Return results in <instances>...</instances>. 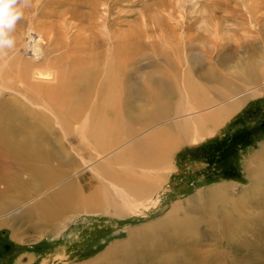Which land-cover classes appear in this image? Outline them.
I'll list each match as a JSON object with an SVG mask.
<instances>
[{
    "label": "bare ground",
    "instance_id": "6f19581e",
    "mask_svg": "<svg viewBox=\"0 0 264 264\" xmlns=\"http://www.w3.org/2000/svg\"><path fill=\"white\" fill-rule=\"evenodd\" d=\"M41 1L26 11L32 17L17 26L15 49H5L6 57L0 60V186L4 185L0 215L7 219L0 227L13 231L37 219L39 227L58 230L75 214L141 215L158 205L154 194L166 183L164 175L175 168L174 151L182 144L197 145L213 137L212 127L231 117L238 102L248 94H262L256 85L245 94L220 92L221 107L214 111L209 107L214 100L200 99L193 84V72L199 69L198 78L227 86L211 69L222 65L225 48L241 47V38L236 32L230 45L223 31H235L241 15H249L252 23L256 0H139L143 10L132 17L143 24V31L136 25L124 30L130 23L124 13L128 0ZM202 7L205 12L200 11ZM147 48L154 53L155 63L170 67V79L175 82L160 93L146 86L126 89L128 61L136 62ZM256 70L241 71V78H253ZM176 98L178 106L167 111ZM62 142H84L90 149L82 151ZM75 159L90 173L88 180L71 176L78 166ZM256 161L260 165L250 171L252 183L241 198L231 197L232 188L225 186L195 194L188 206L173 207L166 221L177 235L183 239L186 233L208 236L210 229L211 236L220 239L222 222L213 217L220 205L223 210L229 208L223 222L234 226L232 232H240L241 204L264 208V154ZM179 211L187 214L183 220L178 218ZM198 219L206 225L204 230ZM163 225L133 231L116 250L128 264L134 261L131 251L145 258H151L148 249L155 254L165 249L186 251L183 242L163 244L170 236L153 230ZM151 232L161 240H148V235H154ZM13 237H17L14 231ZM117 253H107L101 260L108 263Z\"/></svg>",
    "mask_w": 264,
    "mask_h": 264
},
{
    "label": "rangeland",
    "instance_id": "374dc122",
    "mask_svg": "<svg viewBox=\"0 0 264 264\" xmlns=\"http://www.w3.org/2000/svg\"><path fill=\"white\" fill-rule=\"evenodd\" d=\"M138 1L128 0L125 6V8L127 7L126 10L123 9L129 17L127 23L130 22L124 30L130 28L129 25L131 27L136 25L139 30H144L143 24L134 22L132 17L143 10L142 6L138 5ZM256 1H258L257 9L252 12V23L249 22V15L247 17L241 15L233 26L235 31L227 29L223 31L222 35L230 38L231 41L228 40L230 45L233 44L235 39L233 36L236 32L241 38L239 40L240 49L234 46L225 48L221 54L224 60L222 65L214 66L216 70L211 69L217 73L216 78L227 82V86L220 85L216 82L217 80L208 82L198 78L199 69L193 72V84L196 85V94L200 99L214 100L215 103L209 106H213L214 111L221 107V101H218L220 92L229 91L235 95L245 94L247 89L256 85L262 94L256 97L248 94L243 100L244 102H238L239 108L235 111L236 113L232 112L231 117L228 115V119L224 120L223 125L219 124V126L216 125L217 127H212L216 133L213 137L208 138L209 136H207L197 145L182 144L174 151L172 160L175 168L169 175H164L166 183L154 194L155 198L158 199V205L143 210L139 216L117 217L101 213H94L92 216L75 214L66 220L68 221L65 223L66 225H58V230L54 227H39L40 221L35 219L31 223L20 224L15 227L13 231L17 236L16 238L13 237L12 229L3 225L0 227V264H128L126 256L123 257L122 253L118 249L116 250L117 246L126 243L133 231L160 223H165V225L156 226L153 230H162L160 234L164 237L170 236L169 239L166 238L168 240H162L163 244H171V240L183 242L186 251L180 250L169 253L165 252V249L155 254L152 249H148L151 258H145L143 254L137 256L131 251L128 253L134 260L131 264H264V208L259 210L250 202L242 203L240 210L243 214V228L240 232H232L234 226H229L223 222L225 211L229 208L223 210L224 206L220 205L221 208L218 207L213 216L216 221L222 222L220 224L222 226H219L220 239L218 238V240L211 236L210 229L207 230L208 236L194 232L196 234L186 233V238L183 239L177 235L178 232L175 227L167 222L168 218H171L169 215H171L173 207L178 204L181 208L188 206V201L199 192H208L229 186L233 192L231 197L241 198L243 189L250 187L252 183L250 171H257L256 165L259 162L256 159L264 154V0ZM37 3V0H33V5ZM42 3L41 1L38 4L41 5ZM133 4L134 6H132ZM202 8L200 11L205 12L206 8ZM236 9L241 11V8L237 7ZM242 9L243 12L247 13L245 7ZM25 15V20L32 17ZM50 21L46 22L50 24ZM243 29H246L247 32L244 33ZM223 43L225 42L223 41ZM153 54L148 48L147 50L142 49L139 58H137V63L128 61L127 79L125 80L127 90L136 87L138 89L145 88L146 86L151 87L154 93H160L161 90L175 84L172 77L170 79V67L155 63L156 61L151 59ZM250 68L257 69L258 75L256 74L253 78L242 79L241 75L244 72L241 71ZM207 69L208 67H205L206 71H208ZM140 78L142 79L140 80ZM181 80L180 78L182 84L183 80ZM243 81L245 82L243 83ZM200 94L203 95L200 96ZM228 99L229 96L225 97L224 101ZM178 103L179 98H176L167 106V111L170 110L171 106H173L171 109L176 108L175 105L178 106ZM147 105L149 104L147 103ZM146 130L141 131V133ZM62 143L67 147L72 144L82 151L90 149L88 143L84 142ZM51 147L50 144L49 148ZM93 157L95 156L93 155ZM75 160L78 166L71 173V176L77 175L81 177V180H88L90 173L85 170L80 160ZM3 186H0L1 189L4 188ZM243 207L245 208L243 209ZM179 212L178 218L183 220L187 214L182 211ZM5 221H7L5 216L0 215V222ZM198 222L204 230L206 227L204 222L201 220ZM46 229L48 230L45 231ZM151 233L154 235H148V240L152 238V241L156 242L160 239L159 235L155 236V232ZM189 236L191 240L187 238ZM113 252H118L117 258L109 260L108 263L106 260H101L105 254H112ZM126 253L123 252V254ZM195 260H202L203 262H194Z\"/></svg>",
    "mask_w": 264,
    "mask_h": 264
},
{
    "label": "clouds",
    "instance_id": "9594fccd",
    "mask_svg": "<svg viewBox=\"0 0 264 264\" xmlns=\"http://www.w3.org/2000/svg\"><path fill=\"white\" fill-rule=\"evenodd\" d=\"M33 0H0V60L6 57L5 49L14 50L19 34L17 26L25 19Z\"/></svg>",
    "mask_w": 264,
    "mask_h": 264
},
{
    "label": "flooded vegetation",
    "instance_id": "af4514ba",
    "mask_svg": "<svg viewBox=\"0 0 264 264\" xmlns=\"http://www.w3.org/2000/svg\"><path fill=\"white\" fill-rule=\"evenodd\" d=\"M217 136V135H216ZM202 150V149H201Z\"/></svg>",
    "mask_w": 264,
    "mask_h": 264
}]
</instances>
